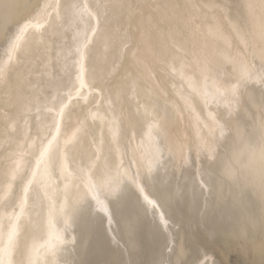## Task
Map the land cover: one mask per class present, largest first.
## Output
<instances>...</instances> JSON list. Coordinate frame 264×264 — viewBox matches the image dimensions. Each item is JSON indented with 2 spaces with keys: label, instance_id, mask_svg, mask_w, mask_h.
Instances as JSON below:
<instances>
[{
  "label": "bare ground",
  "instance_id": "6f19581e",
  "mask_svg": "<svg viewBox=\"0 0 264 264\" xmlns=\"http://www.w3.org/2000/svg\"><path fill=\"white\" fill-rule=\"evenodd\" d=\"M262 35L255 0H0V264L263 262L264 179L228 163Z\"/></svg>",
  "mask_w": 264,
  "mask_h": 264
},
{
  "label": "clouds",
  "instance_id": "9594fccd",
  "mask_svg": "<svg viewBox=\"0 0 264 264\" xmlns=\"http://www.w3.org/2000/svg\"><path fill=\"white\" fill-rule=\"evenodd\" d=\"M257 5V15L264 19V0H255ZM253 39H256L253 36ZM259 41L264 46V35L260 36ZM236 55L238 57H245V54L237 50ZM234 88L244 87L243 83L238 82L233 85ZM191 114L186 116V122L190 123ZM215 136L212 135L209 129L208 141L215 143ZM228 163L234 170V174L237 179L241 181H250L254 174H259L261 179H264V132L261 133L260 139L257 143L252 144L244 141H237L234 146L233 155L229 159ZM11 264V262H9ZM19 264H24V261H20Z\"/></svg>",
  "mask_w": 264,
  "mask_h": 264
},
{
  "label": "rangeland",
  "instance_id": "374dc122",
  "mask_svg": "<svg viewBox=\"0 0 264 264\" xmlns=\"http://www.w3.org/2000/svg\"><path fill=\"white\" fill-rule=\"evenodd\" d=\"M227 258L223 260L224 264H264L259 261L251 251H244L239 247H232L227 252Z\"/></svg>",
  "mask_w": 264,
  "mask_h": 264
}]
</instances>
